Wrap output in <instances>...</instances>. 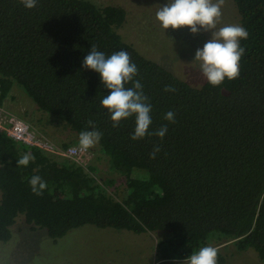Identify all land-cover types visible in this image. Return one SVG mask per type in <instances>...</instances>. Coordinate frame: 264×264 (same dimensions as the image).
I'll return each instance as SVG.
<instances>
[{"label":"trees","instance_id":"obj_1","mask_svg":"<svg viewBox=\"0 0 264 264\" xmlns=\"http://www.w3.org/2000/svg\"><path fill=\"white\" fill-rule=\"evenodd\" d=\"M232 2L248 32L240 41V74L217 87L206 82L194 88L124 41L118 33L127 20L122 7L37 0L27 9L20 0H0V109L18 85L38 113L77 136L76 142L81 131L94 130L92 120L102 133L96 145L129 191L119 201L90 174L93 168L0 131L1 243L12 239L23 217L54 241L86 225L163 235L156 246L159 264H182L200 247L228 241L264 262V0ZM92 45L106 57L130 54L138 74L125 87L141 82L152 106L148 131L167 125L163 139L132 140L134 115L113 127L100 104L110 90L99 73L83 68ZM166 86L175 91L166 92ZM169 111L175 123L164 119ZM77 144L63 142L59 149ZM156 145L161 150L153 159ZM25 153L35 160L19 167ZM135 172L146 175L135 178ZM33 175L47 182L43 195L32 192ZM225 263L218 251V264Z\"/></svg>","mask_w":264,"mask_h":264},{"label":"rangeland","instance_id":"obj_2","mask_svg":"<svg viewBox=\"0 0 264 264\" xmlns=\"http://www.w3.org/2000/svg\"><path fill=\"white\" fill-rule=\"evenodd\" d=\"M87 1L99 7L116 6L125 9L127 20L118 30L124 41L194 88H200L207 82L199 69V63L194 62L196 51L202 49L212 39L213 32L220 27L229 24L242 26L232 0H225L216 29H201L197 34H193L187 26L166 30L161 27L156 12L168 0ZM3 108L6 110L3 109L4 112L32 126L39 136L58 148H61L60 143L63 142L79 143L76 142L77 136L51 124V117L38 113L34 102L18 85L12 89ZM4 112L0 111L2 116H5ZM80 159V162L79 159L71 160L87 169L93 168L90 174L117 200L127 198L129 191L125 178L110 170L108 158L96 144ZM145 175L146 173H134L135 178H143ZM109 181H112L110 185L107 184ZM11 231L12 239L8 243L0 242V264H159L156 246L164 238L163 235L135 234L86 225L54 241L46 230L32 229L23 217L16 221ZM215 245H218L215 248L226 258L225 264H264L252 251L239 252L232 241Z\"/></svg>","mask_w":264,"mask_h":264},{"label":"clouds","instance_id":"obj_3","mask_svg":"<svg viewBox=\"0 0 264 264\" xmlns=\"http://www.w3.org/2000/svg\"><path fill=\"white\" fill-rule=\"evenodd\" d=\"M27 9L37 6V0H20ZM225 0H168L166 5L160 6L156 12V18L161 27L180 29L189 27L193 34L201 29L210 31L217 28V23L222 16V7ZM248 38L247 30L236 24L220 27L213 32L212 39L206 42L202 49H198L194 62L199 63V69L208 83L217 87L225 78L232 80L240 74V61L245 49L240 41ZM83 68L91 69L100 74L102 84L110 90V94L104 96L100 104L109 110L110 118L117 127L124 118L135 116L136 127L132 140L144 138L146 135L158 136L161 139L166 135L168 128L164 125L155 132L149 133L152 123L150 112L152 106L148 97L143 92V85L135 80L133 87L126 88L125 84L133 81L138 74L137 65L131 61L130 54L121 50L106 57L92 45L90 52L83 59ZM165 91H175L172 86H166ZM175 114L169 111L164 119L175 123ZM92 131H81L79 134V146L81 150H87L98 143L102 133L95 130L92 120L88 121ZM158 145L154 146L151 158H155L160 151ZM35 157L25 153L18 159V166H27ZM32 192L43 195L47 188V182L40 175H33L28 181ZM182 264H218V249L212 246L200 247L198 251L186 257Z\"/></svg>","mask_w":264,"mask_h":264},{"label":"built area","instance_id":"obj_4","mask_svg":"<svg viewBox=\"0 0 264 264\" xmlns=\"http://www.w3.org/2000/svg\"><path fill=\"white\" fill-rule=\"evenodd\" d=\"M3 111V109H0ZM5 113L2 116L0 113V131L5 132L6 135L17 143L24 144L30 148L37 147L47 153L60 155L62 157L74 159H80L82 156L86 155L87 150H81L80 146L70 147L67 150H61L56 147L53 143L39 136L30 125L24 123L21 119Z\"/></svg>","mask_w":264,"mask_h":264}]
</instances>
